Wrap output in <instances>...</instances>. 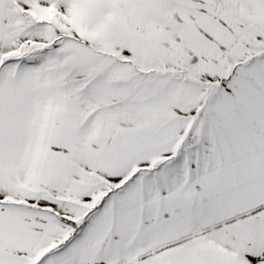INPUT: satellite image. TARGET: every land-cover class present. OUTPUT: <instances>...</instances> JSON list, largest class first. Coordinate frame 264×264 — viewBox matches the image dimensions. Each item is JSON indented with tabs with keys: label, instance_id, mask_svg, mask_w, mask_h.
I'll use <instances>...</instances> for the list:
<instances>
[{
	"label": "snow or ice",
	"instance_id": "1",
	"mask_svg": "<svg viewBox=\"0 0 264 264\" xmlns=\"http://www.w3.org/2000/svg\"><path fill=\"white\" fill-rule=\"evenodd\" d=\"M0 264H264V0H0Z\"/></svg>",
	"mask_w": 264,
	"mask_h": 264
}]
</instances>
